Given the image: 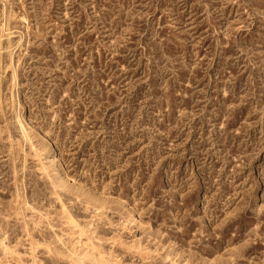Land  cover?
Instances as JSON below:
<instances>
[{
    "label": "rangeland",
    "instance_id": "rangeland-1",
    "mask_svg": "<svg viewBox=\"0 0 264 264\" xmlns=\"http://www.w3.org/2000/svg\"><path fill=\"white\" fill-rule=\"evenodd\" d=\"M0 264H264V0H0Z\"/></svg>",
    "mask_w": 264,
    "mask_h": 264
}]
</instances>
